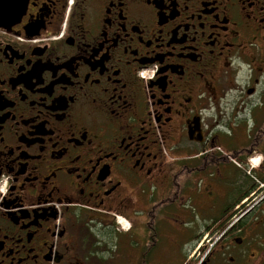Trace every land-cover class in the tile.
I'll list each match as a JSON object with an SVG mask.
<instances>
[{"label": "flooded vegetation", "instance_id": "obj_1", "mask_svg": "<svg viewBox=\"0 0 264 264\" xmlns=\"http://www.w3.org/2000/svg\"><path fill=\"white\" fill-rule=\"evenodd\" d=\"M263 149L264 0L0 27V264H264Z\"/></svg>", "mask_w": 264, "mask_h": 264}, {"label": "water", "instance_id": "obj_2", "mask_svg": "<svg viewBox=\"0 0 264 264\" xmlns=\"http://www.w3.org/2000/svg\"><path fill=\"white\" fill-rule=\"evenodd\" d=\"M29 0H0V27L19 20L25 13Z\"/></svg>", "mask_w": 264, "mask_h": 264}, {"label": "rangeland", "instance_id": "obj_3", "mask_svg": "<svg viewBox=\"0 0 264 264\" xmlns=\"http://www.w3.org/2000/svg\"><path fill=\"white\" fill-rule=\"evenodd\" d=\"M263 152H264V149H263ZM256 159H257V158H256ZM254 160H255V159H254ZM252 164L256 166L255 162H252ZM204 234H205V233H204ZM204 234H203V236H204ZM205 236H206V235H205ZM205 236H204V237H205Z\"/></svg>", "mask_w": 264, "mask_h": 264}, {"label": "built area", "instance_id": "obj_4", "mask_svg": "<svg viewBox=\"0 0 264 264\" xmlns=\"http://www.w3.org/2000/svg\"><path fill=\"white\" fill-rule=\"evenodd\" d=\"M254 162V161H253Z\"/></svg>", "mask_w": 264, "mask_h": 264}]
</instances>
